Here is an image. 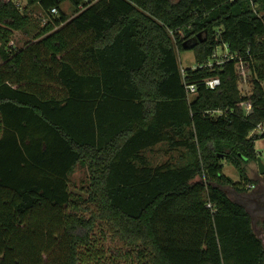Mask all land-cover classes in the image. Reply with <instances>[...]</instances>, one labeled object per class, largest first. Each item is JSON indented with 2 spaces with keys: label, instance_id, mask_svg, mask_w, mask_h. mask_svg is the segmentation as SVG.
Here are the masks:
<instances>
[{
  "label": "trees",
  "instance_id": "1",
  "mask_svg": "<svg viewBox=\"0 0 264 264\" xmlns=\"http://www.w3.org/2000/svg\"><path fill=\"white\" fill-rule=\"evenodd\" d=\"M26 1L0 0V264H264L224 189L248 190L264 138L250 136L264 121V0ZM51 8L44 24L33 16ZM223 45L237 59L182 74L181 52L201 65ZM163 143L184 149L180 164L150 165Z\"/></svg>",
  "mask_w": 264,
  "mask_h": 264
},
{
  "label": "rangeland",
  "instance_id": "2",
  "mask_svg": "<svg viewBox=\"0 0 264 264\" xmlns=\"http://www.w3.org/2000/svg\"><path fill=\"white\" fill-rule=\"evenodd\" d=\"M24 1L25 0H23V2ZM174 1H177V0H174ZM37 10L35 11V13L33 15L35 18L41 16V14H44V13H41L42 11H40V10L37 11ZM62 10H64L69 17H73L75 14V12L73 11L72 7L68 4V2L63 4ZM262 13H263V10L260 12V14H262ZM45 15H47V14H45ZM12 39H13V43L15 44V46L22 47L25 45V43L27 42L29 37H26V36H24V34L22 32L17 31L13 34ZM218 53L219 54L222 53V50L220 48H218ZM179 61H180L181 68L182 67L183 68L193 67L195 65L194 52L191 49H188V50L181 52L179 54ZM247 67L248 66L246 64L243 65V70L245 69L244 71L248 72L246 77H243V78L240 77L239 78V88H240L241 93L243 95H247L250 87H252L251 71ZM256 148L260 154L259 157L261 158L262 162L264 163V138H261V139L256 141ZM163 150H164V146L162 148H160L159 150H155L154 153L149 154V156H150V158L154 164L163 163L165 160L168 159V156H167L168 153H165ZM223 164H224L223 173L226 176L232 178L235 182H239L241 177H240V174L238 173V171L231 164H229L226 161H223ZM252 165H253V168H251V167L247 168V174L252 178L251 183H254L255 188L259 187L260 190L262 189L261 193L263 194L264 193V185L260 186V184H261L260 182H264V175L259 174L258 169H257V165L254 162H252ZM86 175H87V173H85L83 170H78L74 174V176L72 178V183L74 184V187L72 185V188H71L74 193H77V194L83 195V196L86 195L87 189L85 186L88 185V181H87L88 179H87ZM248 190L251 191L254 189H248ZM260 190H258L259 192H254L253 195L254 196L258 195L260 193ZM227 191H228V193H230V196L232 198L236 199L237 196L232 191V189L229 188ZM250 196L251 195L246 194V196L242 195L241 197H242V200H245L246 197L250 198ZM260 221L261 220L259 217L254 218L253 219V225H254V229H255V232L257 233V235L264 241V235L260 236V229L258 228Z\"/></svg>",
  "mask_w": 264,
  "mask_h": 264
},
{
  "label": "built area",
  "instance_id": "3",
  "mask_svg": "<svg viewBox=\"0 0 264 264\" xmlns=\"http://www.w3.org/2000/svg\"><path fill=\"white\" fill-rule=\"evenodd\" d=\"M86 2H90L91 0H85ZM93 1V0H92ZM16 5L19 8H24V6L26 5L27 1L25 0L23 2V0H15ZM85 8L84 5H80L79 9L83 10ZM49 16H46L44 14H41V18L43 20V24L50 18H55L58 17L60 15V11L59 8H51L49 10ZM222 50V53H218V49L215 51V53L213 54V57L205 64H201V65H197L195 64L193 67V69H198V68H209V69H213L216 65L220 66L224 63H226L227 61H232L237 59L238 54H233L229 51V48L227 47V45H223L221 47H219ZM243 62L242 60H238L237 62V68H238V72H239V76L240 77H246V75L248 74L247 71L243 70ZM181 72L184 75L185 74V68H181ZM247 72V73H246ZM203 83L205 84L206 87L210 88V89H215L216 87H218L221 83L220 79L218 77H210V78H206ZM197 84L196 83H192V84H185V88H186V93H187V97L188 99H192L193 96L196 94L197 91ZM252 92V87H250L248 94L245 96H250ZM243 107L245 108L246 112L249 113L252 110V104L251 101L249 99L245 100L242 103ZM213 115H217L220 114L219 111H215L212 112ZM264 134V121L257 124L255 126V128L251 131L250 136L252 135H263ZM253 187V186H251ZM208 207H210V205H208Z\"/></svg>",
  "mask_w": 264,
  "mask_h": 264
},
{
  "label": "crops",
  "instance_id": "4",
  "mask_svg": "<svg viewBox=\"0 0 264 264\" xmlns=\"http://www.w3.org/2000/svg\"><path fill=\"white\" fill-rule=\"evenodd\" d=\"M164 146V152L165 153H168L167 156H168V159L165 160L163 163H160V164H154L149 156V154L151 153H154L155 150H159L160 148H162ZM184 152V149H178V150H172L168 144H159L157 145L156 147H154L152 150H148L145 152V155L150 163V165L152 166H157V165H161V164H164V163H170V164H173V165H178L180 164L181 160L183 159V153ZM256 164V163H255ZM257 165V164H256ZM253 168V165L252 163H249L247 168ZM258 169V167H257ZM248 177L251 179L252 181V178L248 175ZM260 186H263L264 185V182H260ZM250 185V186H249ZM253 186V187H251ZM248 189H254V190H247V191H244V192H240V191H237L235 190L232 186H226L224 189L225 191L228 193V189H232V191L236 194V199L232 198L230 196V193H228V195L236 202L242 204L246 209L247 211L249 212V214L251 215V218H252V222H253V219L254 218H257L259 217L260 218V223H259V229H260V236L261 235H264V193L262 194L261 193V190L259 187H256L255 188V185L254 183H251V184H248ZM260 190V193L258 195H253L254 192H259L258 190ZM246 194L248 195H251L250 198L249 197H246L245 200H242V195L246 196ZM254 226V225H253ZM263 241V240H262ZM264 243V241H263Z\"/></svg>",
  "mask_w": 264,
  "mask_h": 264
},
{
  "label": "water",
  "instance_id": "5",
  "mask_svg": "<svg viewBox=\"0 0 264 264\" xmlns=\"http://www.w3.org/2000/svg\"><path fill=\"white\" fill-rule=\"evenodd\" d=\"M257 167H258L259 174L260 175H264V163L262 162L260 157H258V159H257Z\"/></svg>",
  "mask_w": 264,
  "mask_h": 264
}]
</instances>
